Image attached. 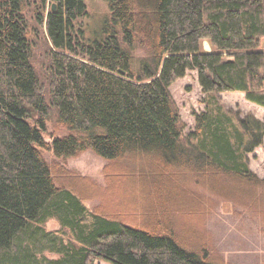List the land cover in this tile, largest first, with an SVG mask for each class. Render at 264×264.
<instances>
[{
	"label": "trees",
	"instance_id": "trees-1",
	"mask_svg": "<svg viewBox=\"0 0 264 264\" xmlns=\"http://www.w3.org/2000/svg\"><path fill=\"white\" fill-rule=\"evenodd\" d=\"M107 1L88 38L86 0H41V75L26 15L33 0H0V264H221L206 213L220 201L264 204V178L249 164L264 122L233 114L221 98L239 92L264 108V0ZM189 71L205 110L193 112L186 135L171 86ZM54 114L71 134L48 142ZM44 149L63 159L88 150L115 164L136 158V170L122 169L131 176L121 216L89 212L59 188ZM185 213L203 230L181 223ZM53 217L74 240L45 231ZM34 247L62 257L41 262Z\"/></svg>",
	"mask_w": 264,
	"mask_h": 264
},
{
	"label": "rangeland",
	"instance_id": "rangeland-1",
	"mask_svg": "<svg viewBox=\"0 0 264 264\" xmlns=\"http://www.w3.org/2000/svg\"><path fill=\"white\" fill-rule=\"evenodd\" d=\"M86 4L89 15L82 19L81 23L85 26L87 37L94 38L103 26L110 8L107 0H86ZM40 5L41 0H33V3L26 9V15L29 20V37L34 47L33 63L40 74L44 75L49 41L45 27H40L35 18ZM204 49L211 51L208 43H204ZM139 54L144 56L142 51ZM171 92L180 110L182 120L186 124L184 132L187 135L195 128L193 112L201 113L205 110V105L202 102L205 95L199 84L198 73L189 71L185 78L177 80L171 86ZM221 98L225 109L233 114L242 117L251 114L264 122V108L247 101L244 94L239 92L222 93ZM69 134L71 131L60 124L57 115L54 114L47 123V132L44 136L49 142L54 137ZM42 153L54 169L57 186L72 191L89 212L103 213V216L110 218L112 217L109 214L110 211L115 216H121L124 190L127 191L128 183V180L123 178L131 176V173L126 172L129 170L123 171L122 169L129 165L136 170L138 166L136 158L132 161L126 160L115 164L97 156L90 150L67 159L57 158L53 152L45 149L42 150ZM249 164L259 177L264 178V145L249 155ZM112 166H119L117 167L119 181L117 178L111 180L107 174ZM137 173L138 171H136ZM116 184H121V187H116ZM191 217V213H185L184 219L181 221L186 222L181 223H186L194 229L203 230L202 222L198 218L191 219ZM204 218L205 230L211 235L214 256L221 264H264V204L253 208L250 204H232L220 201L206 213ZM43 226L46 232L60 236L65 244L69 239L74 240L70 229L60 230L61 225L57 218L53 217ZM33 249L37 258L44 263L56 261L62 257L61 254L52 252L46 247L40 250L35 247ZM18 252L21 251L17 250L15 253ZM96 264L109 263L98 261Z\"/></svg>",
	"mask_w": 264,
	"mask_h": 264
},
{
	"label": "water",
	"instance_id": "water-1",
	"mask_svg": "<svg viewBox=\"0 0 264 264\" xmlns=\"http://www.w3.org/2000/svg\"><path fill=\"white\" fill-rule=\"evenodd\" d=\"M57 9L56 4L53 5V11H55Z\"/></svg>",
	"mask_w": 264,
	"mask_h": 264
}]
</instances>
